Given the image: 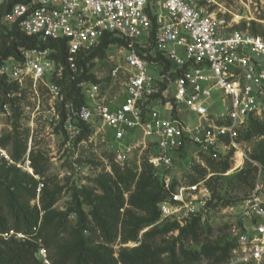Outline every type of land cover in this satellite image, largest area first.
I'll list each match as a JSON object with an SVG mask.
<instances>
[{
	"label": "built area",
	"instance_id": "obj_1",
	"mask_svg": "<svg viewBox=\"0 0 264 264\" xmlns=\"http://www.w3.org/2000/svg\"><path fill=\"white\" fill-rule=\"evenodd\" d=\"M4 5L10 9L2 24L17 23L44 42H64L71 79L85 72L81 54L105 36L124 42L107 50L111 60L122 53L109 72L111 80L122 81V93L111 101L101 83L81 79L82 104L54 82L64 68L53 56L57 48L19 47V56L0 63V118L12 116L26 89L38 93L45 83L54 103L51 120L68 142L87 123L102 127L119 164L146 149L162 183L161 219L183 227L204 215L211 194L204 180L190 182L195 160L238 148L250 119L264 116V35L232 29L198 0H0ZM240 214L226 264H264V201L254 193ZM39 255L51 264L44 248Z\"/></svg>",
	"mask_w": 264,
	"mask_h": 264
},
{
	"label": "rangeland",
	"instance_id": "obj_2",
	"mask_svg": "<svg viewBox=\"0 0 264 264\" xmlns=\"http://www.w3.org/2000/svg\"><path fill=\"white\" fill-rule=\"evenodd\" d=\"M198 1L210 12L225 17L232 29L252 34L256 30L257 34L264 35V0ZM121 58L120 52L114 54L113 60L106 53V58L97 60L93 68L96 79L102 80V87L111 101H115V97L122 93V81L117 79L106 83L105 79L109 76L114 61H120ZM52 104L51 91L45 83H41L38 93L29 88L23 92L18 108L13 109L11 117L0 118V178H4V167L8 165L3 153L12 157L13 153L20 151L19 161H15L16 166L38 182L37 196L31 201V205H38L41 209L46 204L49 211L54 213V219L68 227L67 232L60 234L55 250L84 236L93 246L112 251L115 258H120L123 251L134 255L156 252L165 260L162 264H167L170 262L171 252L174 250L176 257H179L183 247L200 253L202 260L199 264H211L216 258H207L204 250L232 246L244 201L254 193L264 201L263 116L254 118L256 124L249 123L243 129L238 148H232L235 150L230 157L232 168L229 171L216 172L217 165L212 166L209 159L218 161L229 155L230 148L223 151L220 158L201 156L195 160V175L197 171L206 170L200 180H204V186L209 189V202H212V205L206 206L195 236L180 234L178 229L166 232L165 225L168 222L161 217L151 225L142 226L147 213L142 208L133 206L130 202L131 192H126L119 212L115 216L108 213L104 215L112 231L106 237L92 215L94 202L82 191L102 194L98 183L102 175H109L119 182L116 186L124 188L120 175H125V166L114 160L112 144L102 127L93 129L87 139L77 143L68 142L51 120ZM134 155L132 161L127 163L132 170L137 171L132 192L136 191L144 169L153 173L151 166L144 167V163L149 164L146 149H139ZM180 173L178 169L176 174ZM152 187L153 185L145 187L142 192H147ZM79 211L82 212L81 215ZM100 213L103 214L101 208ZM136 233V238L124 242V238ZM232 251L233 249L231 253ZM218 254L219 251L216 256Z\"/></svg>",
	"mask_w": 264,
	"mask_h": 264
},
{
	"label": "trees",
	"instance_id": "obj_3",
	"mask_svg": "<svg viewBox=\"0 0 264 264\" xmlns=\"http://www.w3.org/2000/svg\"><path fill=\"white\" fill-rule=\"evenodd\" d=\"M10 5L0 6V37L3 39V47L0 49V63L3 59L9 56H19V47L28 48H57L58 53L53 55L62 62L63 78L54 81L62 87V91L66 98L72 100L75 104H82L85 102V96L81 92V88L77 87V83L81 79L92 80V82L101 83L102 80H97L93 73V68L96 66L95 59L104 60L108 47L111 43L120 41L118 37L105 36L103 40L92 49L87 55L81 54L78 63L85 67V72L75 78L71 79L72 71L67 63V52L64 42L61 41H42L38 36H31L24 33L17 23L8 26L2 24L3 16L9 11ZM253 30V34H257ZM106 83L111 81L108 76ZM0 84L4 81L0 80ZM20 101L21 98H18ZM16 108V107H15ZM18 108V107H17ZM16 110V109H15ZM249 123L256 124L254 118H251ZM83 131L77 138L75 143L87 139L91 135L93 129L89 124L83 123ZM247 138L249 133L246 134ZM235 149H231L229 155L216 161L210 158L209 162L212 166L217 165L216 172H227L232 168L231 156ZM20 151L13 153L12 160L19 161ZM240 162V158H238ZM16 163V162H15ZM6 169L4 178H0V264H44L42 256L39 255L40 249L44 248L46 256L51 264H162L165 260L161 255L154 252L144 255H134L129 252H122L120 258H115L112 251L101 250L98 247L90 244L88 239L84 236L77 237V240L68 243L61 249L55 250L59 243L60 234L67 232L68 227L63 222H57L54 219L53 212L49 211V207L43 204L40 209L38 205H31L38 192V182L31 175L21 171L16 164H9L6 161ZM124 176L120 175L121 182H124V188L116 186L119 182L114 181L109 175H102L98 179L99 188L102 194H97L84 190L91 202H94V209L92 215L96 223L100 224V228L106 237L112 233L109 225L105 221V214L115 216L124 204V194L130 193V202L133 206L142 208L147 217L143 221L142 226H148L155 223L160 217L159 203L163 198V188L161 181L153 175L151 170L144 169L141 175L136 191L132 192V185L134 183L137 171L132 170L129 164H124ZM144 167H150L149 164L144 163ZM206 173V170L197 171L196 175L190 177V182L200 181V177ZM152 189L147 192H142L145 187L152 186ZM212 205V202L207 203V207ZM100 208L103 214L100 213ZM44 212V213H42ZM80 215L82 212H80ZM201 216L194 218L187 225L180 227L175 221H168L165 225L166 232L178 229L180 234H191L193 236L197 233V228ZM106 229V230H105ZM11 232H13L11 234ZM23 235L19 236V235ZM137 237L131 234L124 238V242ZM235 243L232 240V246L226 248H207L204 250L205 256L211 258L215 256V261L211 264H226L229 261L231 250ZM54 250V251H53ZM219 254L216 256V252ZM170 262L167 264H199L202 260L198 251H188L183 247L180 250V256L176 257L173 250Z\"/></svg>",
	"mask_w": 264,
	"mask_h": 264
}]
</instances>
